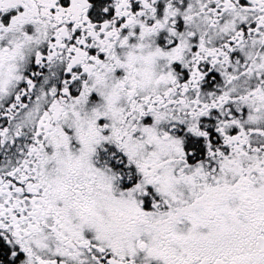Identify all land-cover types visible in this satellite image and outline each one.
<instances>
[{"label":"snow or ice","instance_id":"snow-or-ice-1","mask_svg":"<svg viewBox=\"0 0 264 264\" xmlns=\"http://www.w3.org/2000/svg\"><path fill=\"white\" fill-rule=\"evenodd\" d=\"M0 264H264V0H0Z\"/></svg>","mask_w":264,"mask_h":264}]
</instances>
